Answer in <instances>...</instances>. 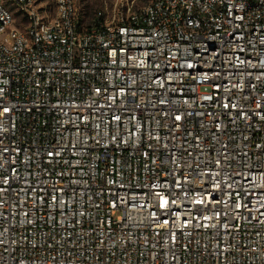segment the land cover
Wrapping results in <instances>:
<instances>
[{
  "label": "built area",
  "instance_id": "obj_1",
  "mask_svg": "<svg viewBox=\"0 0 264 264\" xmlns=\"http://www.w3.org/2000/svg\"><path fill=\"white\" fill-rule=\"evenodd\" d=\"M12 3L0 264H264V0H150L92 29L76 0Z\"/></svg>",
  "mask_w": 264,
  "mask_h": 264
},
{
  "label": "rangeland",
  "instance_id": "obj_2",
  "mask_svg": "<svg viewBox=\"0 0 264 264\" xmlns=\"http://www.w3.org/2000/svg\"><path fill=\"white\" fill-rule=\"evenodd\" d=\"M14 14L15 25L25 29L28 24L23 12L13 5L12 0H4ZM46 20L55 16L56 0H35ZM79 23L85 29H92L100 24L126 20L149 4L150 0H76ZM102 19V21H98Z\"/></svg>",
  "mask_w": 264,
  "mask_h": 264
},
{
  "label": "snow or ice",
  "instance_id": "obj_3",
  "mask_svg": "<svg viewBox=\"0 0 264 264\" xmlns=\"http://www.w3.org/2000/svg\"><path fill=\"white\" fill-rule=\"evenodd\" d=\"M177 119H179V117H177ZM167 203V201H164L163 203H162V206L164 205V204H166ZM173 203H174V201H173Z\"/></svg>",
  "mask_w": 264,
  "mask_h": 264
},
{
  "label": "trees",
  "instance_id": "obj_4",
  "mask_svg": "<svg viewBox=\"0 0 264 264\" xmlns=\"http://www.w3.org/2000/svg\"><path fill=\"white\" fill-rule=\"evenodd\" d=\"M98 21L100 22V21H102V19H99Z\"/></svg>",
  "mask_w": 264,
  "mask_h": 264
}]
</instances>
